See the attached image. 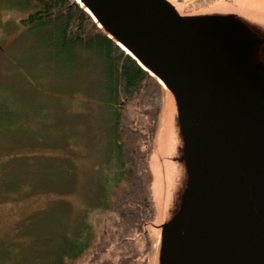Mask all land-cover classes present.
<instances>
[{"label": "rangeland", "instance_id": "rangeland-1", "mask_svg": "<svg viewBox=\"0 0 264 264\" xmlns=\"http://www.w3.org/2000/svg\"><path fill=\"white\" fill-rule=\"evenodd\" d=\"M166 1L184 19L227 35L264 103V0ZM11 4L0 0V264H47L62 232L91 230L98 239L109 225L98 205L112 161L104 77L91 57L44 50ZM160 86L148 162L152 216L136 249L151 244L146 264H160V233L182 210L189 186L176 104ZM115 247L107 249L113 261L134 250ZM73 264L91 263L84 256Z\"/></svg>", "mask_w": 264, "mask_h": 264}, {"label": "water", "instance_id": "water-1", "mask_svg": "<svg viewBox=\"0 0 264 264\" xmlns=\"http://www.w3.org/2000/svg\"><path fill=\"white\" fill-rule=\"evenodd\" d=\"M81 2L176 104L189 186L160 264H264V103L227 35L166 0Z\"/></svg>", "mask_w": 264, "mask_h": 264}, {"label": "trees", "instance_id": "trees-1", "mask_svg": "<svg viewBox=\"0 0 264 264\" xmlns=\"http://www.w3.org/2000/svg\"><path fill=\"white\" fill-rule=\"evenodd\" d=\"M9 0L24 15L20 21L44 50L62 59L83 56L99 61L104 103L109 114L112 153L110 179L98 205L109 225L98 239L91 230L60 235L56 254L47 264H73L89 256L91 264H146L151 244L145 240L151 219L149 155L160 116L161 86L121 50L77 3L70 0ZM88 61V60H87ZM134 246L115 261L107 249ZM107 253V254H106ZM107 256L109 258H107Z\"/></svg>", "mask_w": 264, "mask_h": 264}, {"label": "bare ground", "instance_id": "bare-ground-1", "mask_svg": "<svg viewBox=\"0 0 264 264\" xmlns=\"http://www.w3.org/2000/svg\"><path fill=\"white\" fill-rule=\"evenodd\" d=\"M77 3H79L80 5H82V2H81V0H75ZM125 50H127V49H125ZM126 52H128V51H126ZM159 84L160 85H162L165 89H167V87H166V85L159 79Z\"/></svg>", "mask_w": 264, "mask_h": 264}]
</instances>
